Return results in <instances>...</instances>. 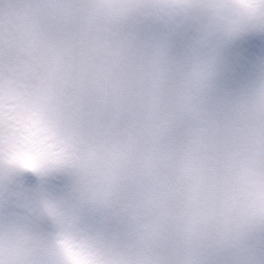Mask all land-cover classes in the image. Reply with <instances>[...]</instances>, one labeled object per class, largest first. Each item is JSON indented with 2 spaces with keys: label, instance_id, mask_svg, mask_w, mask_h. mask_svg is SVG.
I'll use <instances>...</instances> for the list:
<instances>
[{
  "label": "clouds",
  "instance_id": "clouds-1",
  "mask_svg": "<svg viewBox=\"0 0 264 264\" xmlns=\"http://www.w3.org/2000/svg\"><path fill=\"white\" fill-rule=\"evenodd\" d=\"M253 35L264 0H0V160L66 161L74 219L0 264H264Z\"/></svg>",
  "mask_w": 264,
  "mask_h": 264
},
{
  "label": "snow or ice",
  "instance_id": "snow-or-ice-1",
  "mask_svg": "<svg viewBox=\"0 0 264 264\" xmlns=\"http://www.w3.org/2000/svg\"><path fill=\"white\" fill-rule=\"evenodd\" d=\"M16 150V144L0 141V157ZM67 169L66 161L46 154L28 166L0 160V243L46 246L58 229L65 234L73 229V216L60 195Z\"/></svg>",
  "mask_w": 264,
  "mask_h": 264
}]
</instances>
